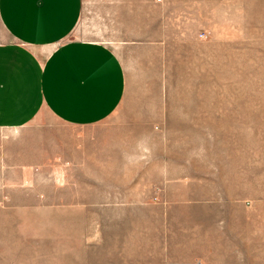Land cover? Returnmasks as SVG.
<instances>
[{
    "label": "rangeland",
    "instance_id": "374dc122",
    "mask_svg": "<svg viewBox=\"0 0 264 264\" xmlns=\"http://www.w3.org/2000/svg\"><path fill=\"white\" fill-rule=\"evenodd\" d=\"M80 23L126 69L106 129L170 116L190 187L158 194L147 176H74L54 135L105 130L82 134L47 112L0 129V264H264V0H164L154 13ZM148 57L169 92H136Z\"/></svg>",
    "mask_w": 264,
    "mask_h": 264
},
{
    "label": "crops",
    "instance_id": "0c3cea01",
    "mask_svg": "<svg viewBox=\"0 0 264 264\" xmlns=\"http://www.w3.org/2000/svg\"><path fill=\"white\" fill-rule=\"evenodd\" d=\"M163 1L0 0V22L9 36L0 43V129L30 126L47 112L59 124L80 129L82 134L105 130L70 139L55 134L53 151L64 162H72L74 176H147L151 187L156 186L151 193L158 194L189 188L190 157L183 150L173 151L170 116L148 120L126 115L106 129L128 92L126 69L109 44L79 31L85 17L154 13ZM149 45L150 50L158 48L157 42ZM157 60L143 58L136 92H169L166 80H158L164 77L152 67ZM69 145L74 153L67 152ZM123 183L129 181L118 182Z\"/></svg>",
    "mask_w": 264,
    "mask_h": 264
}]
</instances>
